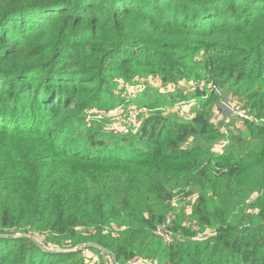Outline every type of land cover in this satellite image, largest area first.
I'll list each match as a JSON object with an SVG mask.
<instances>
[{
	"label": "trees",
	"instance_id": "16d2710c",
	"mask_svg": "<svg viewBox=\"0 0 264 264\" xmlns=\"http://www.w3.org/2000/svg\"><path fill=\"white\" fill-rule=\"evenodd\" d=\"M133 18L147 24L148 39L145 34L130 38L124 33L130 30L123 22ZM81 29H89L84 33L91 39L107 30L117 34L118 40L146 43L143 45L149 48L138 49L136 58L141 63L151 62L149 67H156L152 72L165 81L183 75L173 54L165 49L213 51L201 68L204 77L216 83V61L225 51L222 49L245 51L252 47L260 51L264 47V0H0L2 226L45 222L59 234L88 224L97 228L129 213L131 193L137 190L145 187L146 200L152 194L156 199L163 197L169 177L181 175L182 165L191 162L187 170L202 174L200 165L208 168L200 147L181 145L192 134H206L212 125L204 109L207 96L209 102L214 100L212 91L205 94L203 89H195L203 107L189 122L156 109L135 133L82 136L78 118L69 108L74 101L86 106L94 100L90 95L95 80L84 69L70 70L58 63L56 57L61 52H54L57 45L53 41L55 35L62 42ZM55 77L58 82L51 84ZM30 103H38L41 112L29 113ZM40 113L52 127L45 128V133L32 128ZM10 121H18L22 128L12 127ZM241 134L237 145L262 141L264 127L249 123V141H243ZM61 135L66 138L59 144ZM12 136H30L32 143L18 152L8 143ZM236 150L246 160L251 178L256 179L260 172L264 179V153L241 150L240 146ZM179 160L183 162L172 164ZM234 167L229 169L231 175L236 174ZM204 218L210 215L205 213ZM37 250L27 238H0V264H47L45 256L33 257ZM205 250V258L212 261L206 262L209 264H264V226L222 228ZM206 263L199 260V264Z\"/></svg>",
	"mask_w": 264,
	"mask_h": 264
},
{
	"label": "rangeland",
	"instance_id": "374dc122",
	"mask_svg": "<svg viewBox=\"0 0 264 264\" xmlns=\"http://www.w3.org/2000/svg\"><path fill=\"white\" fill-rule=\"evenodd\" d=\"M123 23L129 27L130 31H124L128 37L145 34L148 39L150 34L144 22L133 18ZM84 32H89V29L70 34L62 42L58 41L57 35L53 40L57 45L54 52H61V56L56 57L58 63L70 70L84 69L95 80V85L91 86L94 91L90 95L95 97L94 100L86 106L74 101L69 108L78 118L82 136L96 132L124 134L115 132L110 124L117 117L130 114L141 106H147L151 111L159 109L172 113L189 122L198 108L203 107L201 99L194 95L195 89H203L205 94L212 91L214 100L209 102L207 96L204 106L212 125L206 134L199 137L192 134L181 145L184 148L200 147L205 153L204 161L209 162L210 171L207 166L200 165L196 168H201L204 174L191 172L187 170L191 162L182 165L181 175L169 177L167 193L163 197L156 199V195L152 194L146 200L145 187L137 190L131 193L129 213L121 215V219L108 220L97 228L88 224L59 234L45 222L19 227H5L0 223V238L30 239L38 247L33 257L45 256L49 260L47 264H199V260L202 263L212 262L204 256L207 254L206 245L218 236L222 228L264 226V179L260 172L256 174V179L251 178L246 160L236 150L240 146L241 150L259 149L264 153V139L249 141L246 135L249 123L264 127V122H260V119L264 120V47L260 51H253L252 47L245 51L222 49L225 51L218 55L219 60L216 61L219 67L216 83L205 78L201 68L205 58L213 51L200 47L165 49L166 53L173 54L184 75L165 81L161 74L152 72L156 67H149L151 62H138L136 56L139 52L136 51L148 49L149 46L143 45L146 43L137 44L129 38L118 40L117 34L107 30L100 31L96 39H91ZM240 50L244 52L241 54ZM131 53L134 55L131 56ZM56 82L57 77L51 84ZM133 91L137 92L134 96L131 94ZM226 98L259 121H243L237 114L217 113L220 100ZM122 103L124 105L118 113L110 114ZM30 105L27 107L29 113L41 112L38 103ZM98 114L101 116L98 117ZM43 116L40 113L34 119L32 128H40L45 133V128L52 127ZM15 122L11 126L19 128L21 124ZM222 125L230 129L226 143L222 142L225 137ZM212 126L215 131H212ZM238 134L249 143L237 145ZM65 138L61 135L58 143L61 144ZM8 143L19 152L28 147L32 139L30 136H12ZM180 162L183 161L172 164ZM232 166H235V175L229 173ZM237 176L240 179H236ZM167 194L169 198L165 197ZM205 213L210 218H204ZM171 247L174 249L171 250ZM185 252H190L191 256L187 257Z\"/></svg>",
	"mask_w": 264,
	"mask_h": 264
},
{
	"label": "built area",
	"instance_id": "2783aa9c",
	"mask_svg": "<svg viewBox=\"0 0 264 264\" xmlns=\"http://www.w3.org/2000/svg\"><path fill=\"white\" fill-rule=\"evenodd\" d=\"M136 91L131 92L132 96L136 95ZM220 104L217 106V113L222 114H228V115H234L237 114L241 117L243 121H250L254 120L256 122L259 121L258 118L250 115L249 113L245 112L244 110H241L239 105L234 104L232 101H230L228 98L220 100ZM124 103L121 105L113 108L110 111V114H116L118 113L120 107H123ZM151 110L147 106H141L137 107L133 112L130 114H123L122 117H117L116 120H113V122L110 124L112 129L115 132H121L124 134H131L136 132L146 117L150 114ZM127 115V116H126ZM98 117L101 116V114L97 115ZM261 124H263L264 120L260 119ZM222 132L224 134V139L222 140L223 143L227 142L228 135L230 133V129H228L226 126L222 125ZM247 202H250V199H247Z\"/></svg>",
	"mask_w": 264,
	"mask_h": 264
},
{
	"label": "crops",
	"instance_id": "0c3cea01",
	"mask_svg": "<svg viewBox=\"0 0 264 264\" xmlns=\"http://www.w3.org/2000/svg\"><path fill=\"white\" fill-rule=\"evenodd\" d=\"M221 125V124H220Z\"/></svg>",
	"mask_w": 264,
	"mask_h": 264
}]
</instances>
